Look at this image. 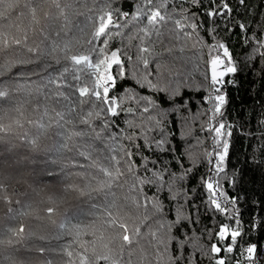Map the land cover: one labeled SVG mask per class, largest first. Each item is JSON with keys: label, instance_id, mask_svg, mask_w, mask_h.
<instances>
[{"label": "trees", "instance_id": "1", "mask_svg": "<svg viewBox=\"0 0 264 264\" xmlns=\"http://www.w3.org/2000/svg\"><path fill=\"white\" fill-rule=\"evenodd\" d=\"M225 2L230 13L208 15ZM150 9L165 20L147 25ZM109 11L120 26L104 43L93 37ZM262 32L264 0H0V264H238L253 245L264 264ZM221 43L237 72L212 119L206 77ZM98 49L123 61V75L109 70L116 116L95 96L104 66L72 59L95 63ZM221 122L231 136L216 173L208 128ZM225 224L235 244L219 236Z\"/></svg>", "mask_w": 264, "mask_h": 264}, {"label": "snow or ice", "instance_id": "2", "mask_svg": "<svg viewBox=\"0 0 264 264\" xmlns=\"http://www.w3.org/2000/svg\"><path fill=\"white\" fill-rule=\"evenodd\" d=\"M146 4H151L152 0H145ZM194 3L199 2V0H193ZM241 4L244 3V0H239ZM222 9V10H221ZM232 9L229 7L228 3H223L220 6L213 7L209 12L208 15L210 17H215V16H223L225 13H230ZM141 14L138 12L137 17H139ZM146 17V22L147 25L155 26L159 22L164 21L165 17L161 15V12L159 10H149L148 12L143 14ZM127 16V14H125ZM179 23V21H177ZM110 26L114 27H119V18H117L115 21L113 19V14L111 11L107 12L104 15H101L98 17V25L94 31V39H99L100 37H105L104 43H106L107 36L109 35L108 30ZM191 28H195L196 25L192 24L189 25ZM239 27L241 29H246V26L244 24H240ZM145 32L147 33V28H145ZM262 37H264V32L261 33ZM258 44L260 47L264 48V39H261L258 41ZM219 48L223 49V57L222 59L219 55L215 56L213 59L210 61V76L206 77L209 79L210 85L213 87L215 92L217 93L214 97H209L210 100H214L213 103V108L211 110L212 112V119H215L216 114H221L222 115V108L224 107L226 101V96L224 94L220 93L219 85L223 83V78L225 76H228L229 74H235L237 72V67L235 64L232 62V57L231 54L229 53L228 48L224 44H219ZM100 52L101 56L103 58L99 59L97 62L93 63L91 60V57L88 56H83V57H72L74 61H76L77 64H90L93 67L100 68L102 65L104 66V72L106 77L110 78H105L103 79V84L100 89L95 91V96L97 98H100L101 95L103 94V100L106 105H109V112L112 116L119 115V112L116 110L120 108V103L118 100L113 96L109 97V92L111 88L115 87V80L116 77L109 74V70L112 68L113 65H117L120 68V74L123 75L124 69H123V61L118 58V53L116 51H113L111 53L110 59L104 55L103 50H97ZM144 51H148L147 49H144ZM258 54L262 59H264V52L259 51V48L257 49ZM225 60L227 63H225ZM147 62L145 61V64ZM99 78V75H98ZM149 85H151V82L149 81ZM156 91H166L165 89H155ZM86 94V93H85ZM179 88H177L172 95L177 96L179 95ZM114 107H111L113 106ZM145 111H148L147 108L144 109ZM226 125L224 123H219L217 125H212L208 128V131L214 132V140L215 144L219 147L222 148L221 151H214L212 154H210V158L208 160V163L212 165L210 168V172H222L224 171V161L228 155V150H229V145L226 141H224L221 144V140L225 137L231 136V131H225ZM160 144H163V141L160 142ZM163 150V149H161ZM215 156V159H212L211 156ZM163 179V177H160ZM204 183L206 184V188L209 192V201L212 206H214L215 211H219L221 213H224L227 215V208L223 207L221 202L219 201L218 197L220 196H225L226 194L223 191H218L220 189V184L219 180L213 181V179L208 178L204 179ZM173 199H175V195H173ZM234 202V201H233ZM49 211H52V209H49ZM238 211V210H237ZM227 236H230L231 240L230 242L232 244H235L236 238L241 235L239 230L235 231H229V226L227 224L223 225L219 231V236L224 239ZM212 251L219 253L221 249L219 247L213 246ZM227 251L231 252L233 251L232 247H229ZM256 251V246L253 245L251 247L247 248V253L249 254V257L251 258V254ZM218 264H224V260L220 259L218 261Z\"/></svg>", "mask_w": 264, "mask_h": 264}, {"label": "built area", "instance_id": "3", "mask_svg": "<svg viewBox=\"0 0 264 264\" xmlns=\"http://www.w3.org/2000/svg\"><path fill=\"white\" fill-rule=\"evenodd\" d=\"M116 20V19H114ZM210 195V194H209ZM220 201V200H219ZM222 204V203H221ZM223 207H226L224 204H222ZM241 254L240 258L238 261V264H254L250 259H249V254L247 253V248L241 247L240 249Z\"/></svg>", "mask_w": 264, "mask_h": 264}, {"label": "water", "instance_id": "4", "mask_svg": "<svg viewBox=\"0 0 264 264\" xmlns=\"http://www.w3.org/2000/svg\"><path fill=\"white\" fill-rule=\"evenodd\" d=\"M209 73H210V66H209Z\"/></svg>", "mask_w": 264, "mask_h": 264}]
</instances>
